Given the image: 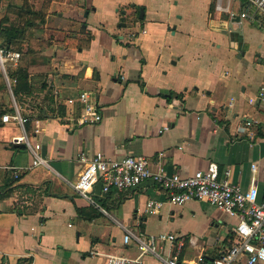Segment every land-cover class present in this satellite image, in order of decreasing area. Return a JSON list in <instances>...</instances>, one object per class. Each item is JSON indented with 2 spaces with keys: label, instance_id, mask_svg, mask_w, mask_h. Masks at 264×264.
Masks as SVG:
<instances>
[{
  "label": "crops",
  "instance_id": "obj_1",
  "mask_svg": "<svg viewBox=\"0 0 264 264\" xmlns=\"http://www.w3.org/2000/svg\"><path fill=\"white\" fill-rule=\"evenodd\" d=\"M210 3L186 36L180 32L197 50L171 48L163 56L158 38L171 31L173 21L158 18L148 6L142 19L138 15L134 24L112 30L119 22L117 0L51 2L54 45L26 66L32 95L21 106L3 77L0 264H105L109 255L136 260L135 238L160 234L183 238L179 264L226 252L236 220L207 202L173 206L150 183L107 194L98 183L91 201L73 189L83 170L80 154L100 152L113 160L142 156L151 171L161 165L181 178L216 163L220 176L228 170L227 181L243 191L254 179L264 198V103H249L264 85V18H240L247 10L243 0H215L211 14ZM133 10H126V17ZM232 16L240 20L228 28ZM129 25L135 28L130 34ZM174 29L172 36L178 33ZM213 51L221 55L207 56ZM81 93L97 104L99 123L75 126ZM15 109L26 120L23 126L1 120ZM23 134L40 143L46 166L32 167L26 147L12 144ZM149 200L162 203L155 215L145 213ZM125 231L133 236L127 244ZM174 251V244L156 240L157 257L144 254L128 264H166Z\"/></svg>",
  "mask_w": 264,
  "mask_h": 264
},
{
  "label": "built area",
  "instance_id": "obj_2",
  "mask_svg": "<svg viewBox=\"0 0 264 264\" xmlns=\"http://www.w3.org/2000/svg\"><path fill=\"white\" fill-rule=\"evenodd\" d=\"M244 2L247 10L240 15V18H247L253 22H257V17L264 18V0H244ZM258 26L262 27V24L259 23ZM17 61L18 54L16 53L2 57L0 54L1 71L10 94H12V86L16 80L7 76L4 65L8 63V65L16 67ZM256 100L264 103V85L260 87L254 98L249 99V103L252 104ZM79 102L81 106L78 116L75 118V126L92 125L101 121L97 104L89 94L81 93ZM10 119L18 122L20 126L26 123V120L19 116L16 109L13 116L4 115L1 117L3 122ZM246 126H251V124L246 122ZM34 133L37 134L38 130H35ZM12 144H23L26 147L32 160V167L47 165L40 154V143H31L29 138L23 134L13 138ZM79 161L83 165V170L73 185V189L87 201H91L89 194L98 183L102 194H107L111 190H134L144 183H150L162 189L166 194L167 202L173 206H181L190 201H203L234 218L236 225L232 230L231 244L226 252L215 259L207 261L200 259L194 264H236L240 261H243L244 264H264V198L259 199L254 179H252L251 185L243 191L239 186L232 185L227 181L228 170H225L220 176L216 163H210L204 171H197L187 178H181L176 173L168 174L161 165L156 171H151L147 159L142 156H128L121 160H113L99 152L92 157L80 154ZM251 170L254 173L256 166L251 165ZM13 177L17 178V175L14 173ZM161 206V202L149 200L145 204V213L155 215ZM132 237L129 231H125L123 242L127 244ZM156 240L175 245V251L168 258L166 264H179V254L184 240L171 234H160L156 239L149 238L146 241L135 238L136 246L140 252L136 260L109 255L106 257L105 264H128L131 261L139 260L144 254L157 257Z\"/></svg>",
  "mask_w": 264,
  "mask_h": 264
},
{
  "label": "rangeland",
  "instance_id": "obj_3",
  "mask_svg": "<svg viewBox=\"0 0 264 264\" xmlns=\"http://www.w3.org/2000/svg\"><path fill=\"white\" fill-rule=\"evenodd\" d=\"M53 1L61 3L64 0H3L0 2V18L9 13V11H7L9 3H15L20 5L24 3L25 6H28L30 10L37 12V18L35 19L36 27L32 31V37L30 41H23L20 45L22 52V61L20 62L26 66H28L31 62L37 63L36 55L39 54L41 51L46 50L47 48L51 49L54 45V35L52 32L55 30V26L53 25V19L56 13H49L51 7L50 5ZM117 2L119 3L120 7H118L119 12L116 20L119 22L114 21L112 23V30L119 29V27L124 24V22L128 24H134L137 21L138 9L144 10V8L148 6L150 9H153L155 11V15L158 18H171L173 21V24H170L171 31L167 33L166 36H160L158 38L159 47L164 50L163 56L166 55L167 50L171 48L179 53H192L193 50H197V46H195L193 43H187L188 39L185 38L186 29L189 27V25L193 26V24H197L198 17L202 16V6L204 5V3L208 2V0H117ZM199 3L201 4L200 8H198ZM138 4L140 6H136ZM131 8L134 10L128 15V17L123 18L122 13L126 10H130ZM16 11V9H12L13 13H9L11 19L14 18ZM85 12L86 10L83 12V15ZM48 16L49 18H47ZM86 19L87 16L86 18H83V20L85 21ZM16 20L17 18L14 21ZM83 25L84 23L80 26L83 27ZM174 27L177 28L178 33L172 36V33L175 31ZM127 30V32L130 34L132 31L134 32L135 28L134 26L129 25V27H127ZM182 31L185 36L180 33ZM129 36L128 38H130ZM29 48H31V50L33 48L34 50L36 49L37 51H41H38L37 53L31 55L29 53ZM206 49L211 50L208 46H206ZM0 54L2 57V53ZM216 55H221V52L216 53L215 51H213V53H207V56H210L212 59H215ZM4 67L7 69L12 66L8 65V63H5ZM3 93H5V91ZM2 100L3 98H1L0 95V104L2 103Z\"/></svg>",
  "mask_w": 264,
  "mask_h": 264
},
{
  "label": "trees",
  "instance_id": "obj_4",
  "mask_svg": "<svg viewBox=\"0 0 264 264\" xmlns=\"http://www.w3.org/2000/svg\"><path fill=\"white\" fill-rule=\"evenodd\" d=\"M3 0H0V2ZM244 2V0H243ZM7 11L13 13L12 9H16V13L13 19H11L9 13L0 18V52L4 56L16 53L18 54V61L16 67H10L6 69L7 76L10 79L16 80L12 86V94L15 99V102L18 106L22 105V100L24 97H29L32 95V79L30 76L26 65L22 64L21 57V48L20 45L23 41L29 42L32 37V31L36 27L35 19L37 18V12L30 10L28 6H25L24 3L15 4L12 3L8 5ZM215 9V0H211L209 5V13L211 14ZM17 18L16 21H14ZM29 53L32 55L41 50H34L29 48ZM30 56V55H29ZM5 89L3 75L0 73V93ZM12 110H9L10 113H13ZM50 115H53V111L50 112ZM63 116V114H59Z\"/></svg>",
  "mask_w": 264,
  "mask_h": 264
},
{
  "label": "water",
  "instance_id": "obj_5",
  "mask_svg": "<svg viewBox=\"0 0 264 264\" xmlns=\"http://www.w3.org/2000/svg\"><path fill=\"white\" fill-rule=\"evenodd\" d=\"M143 9H140V19H142L143 18ZM87 16V12H85L84 13V17H86ZM239 20H240V18H239V16H232V18H231V21H230V23H229V25H228V28H230L231 27V24L232 23H238L239 22ZM122 26H124V24H122ZM224 32H226V31H224ZM2 56H4V54L2 53ZM19 147L20 148H24V146L23 145H19Z\"/></svg>",
  "mask_w": 264,
  "mask_h": 264
},
{
  "label": "flooded vegetation",
  "instance_id": "obj_6",
  "mask_svg": "<svg viewBox=\"0 0 264 264\" xmlns=\"http://www.w3.org/2000/svg\"><path fill=\"white\" fill-rule=\"evenodd\" d=\"M137 13H138V15L140 14V10H139V9H138ZM122 17L126 18V13H125V11L122 13ZM124 26H125V23H124Z\"/></svg>",
  "mask_w": 264,
  "mask_h": 264
}]
</instances>
